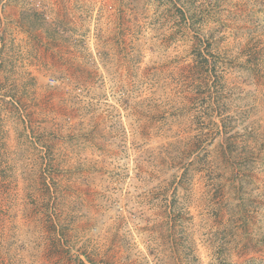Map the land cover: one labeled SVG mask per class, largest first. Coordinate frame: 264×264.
I'll return each instance as SVG.
<instances>
[{
  "label": "rangeland",
  "instance_id": "obj_1",
  "mask_svg": "<svg viewBox=\"0 0 264 264\" xmlns=\"http://www.w3.org/2000/svg\"><path fill=\"white\" fill-rule=\"evenodd\" d=\"M0 264H264V0H0Z\"/></svg>",
  "mask_w": 264,
  "mask_h": 264
},
{
  "label": "trees",
  "instance_id": "obj_2",
  "mask_svg": "<svg viewBox=\"0 0 264 264\" xmlns=\"http://www.w3.org/2000/svg\"><path fill=\"white\" fill-rule=\"evenodd\" d=\"M36 18H37V15H36Z\"/></svg>",
  "mask_w": 264,
  "mask_h": 264
}]
</instances>
